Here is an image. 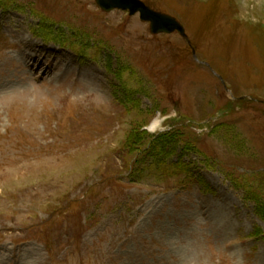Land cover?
<instances>
[{
    "label": "rangeland",
    "instance_id": "rangeland-1",
    "mask_svg": "<svg viewBox=\"0 0 264 264\" xmlns=\"http://www.w3.org/2000/svg\"><path fill=\"white\" fill-rule=\"evenodd\" d=\"M143 1L0 0V264H264V0Z\"/></svg>",
    "mask_w": 264,
    "mask_h": 264
},
{
    "label": "water",
    "instance_id": "water-1",
    "mask_svg": "<svg viewBox=\"0 0 264 264\" xmlns=\"http://www.w3.org/2000/svg\"><path fill=\"white\" fill-rule=\"evenodd\" d=\"M98 6L105 12L113 10L128 11L130 15H139V18L150 24L153 34H171L179 32L182 36L186 31L182 23L174 16L155 10L142 0H96Z\"/></svg>",
    "mask_w": 264,
    "mask_h": 264
},
{
    "label": "bare ground",
    "instance_id": "bare-ground-1",
    "mask_svg": "<svg viewBox=\"0 0 264 264\" xmlns=\"http://www.w3.org/2000/svg\"><path fill=\"white\" fill-rule=\"evenodd\" d=\"M160 121H158V120H156V121H154V123H152V125L150 126V128L152 129V130H154V129H156L157 127H159L160 126Z\"/></svg>",
    "mask_w": 264,
    "mask_h": 264
}]
</instances>
